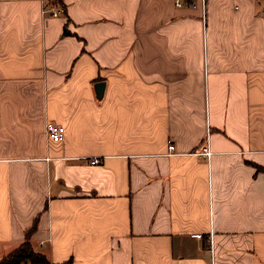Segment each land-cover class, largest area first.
<instances>
[{"label": "crops", "instance_id": "0c3cea01", "mask_svg": "<svg viewBox=\"0 0 264 264\" xmlns=\"http://www.w3.org/2000/svg\"><path fill=\"white\" fill-rule=\"evenodd\" d=\"M180 1L0 0V260L264 264V0Z\"/></svg>", "mask_w": 264, "mask_h": 264}, {"label": "trees", "instance_id": "16d2710c", "mask_svg": "<svg viewBox=\"0 0 264 264\" xmlns=\"http://www.w3.org/2000/svg\"><path fill=\"white\" fill-rule=\"evenodd\" d=\"M65 31L66 33H69L66 27ZM36 227L37 224H35L34 222L33 227L27 231V240L14 250L10 251L8 255L4 256L0 260V264H21L24 263V261H30L33 264H50V261L47 258L46 254L40 251L37 252L33 248V245L29 239L30 234L34 231Z\"/></svg>", "mask_w": 264, "mask_h": 264}, {"label": "built area", "instance_id": "2783aa9c", "mask_svg": "<svg viewBox=\"0 0 264 264\" xmlns=\"http://www.w3.org/2000/svg\"><path fill=\"white\" fill-rule=\"evenodd\" d=\"M177 3L178 4H181V1L180 0H177ZM63 11V8L62 7H59V8H53V14L57 15V14H60V12ZM65 130H66V127L64 124H61V123H58V122H55V121H49L48 124H47V133L48 135H50V137L55 140V141H60L64 138L65 136ZM169 148L170 149H175L176 148V145L172 142H169ZM204 155L206 156H210L211 155V151L208 149H206L204 152H202ZM100 161V158L98 156H94L93 159H91V163H96V162H99ZM203 233H197V234H194L195 236L197 237H201ZM212 237H210L209 239V242L212 244Z\"/></svg>", "mask_w": 264, "mask_h": 264}, {"label": "water", "instance_id": "95a60500", "mask_svg": "<svg viewBox=\"0 0 264 264\" xmlns=\"http://www.w3.org/2000/svg\"><path fill=\"white\" fill-rule=\"evenodd\" d=\"M104 86H105V82L104 81H99L95 84V89L97 92V97L98 98H102L104 95Z\"/></svg>", "mask_w": 264, "mask_h": 264}]
</instances>
